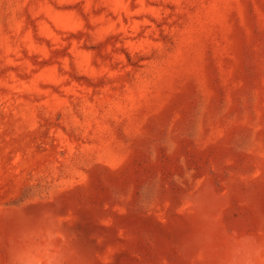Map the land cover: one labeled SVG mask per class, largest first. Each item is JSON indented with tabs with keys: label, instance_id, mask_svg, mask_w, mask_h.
I'll return each instance as SVG.
<instances>
[{
	"label": "rangeland",
	"instance_id": "obj_1",
	"mask_svg": "<svg viewBox=\"0 0 264 264\" xmlns=\"http://www.w3.org/2000/svg\"><path fill=\"white\" fill-rule=\"evenodd\" d=\"M0 264H264V0H0Z\"/></svg>",
	"mask_w": 264,
	"mask_h": 264
}]
</instances>
